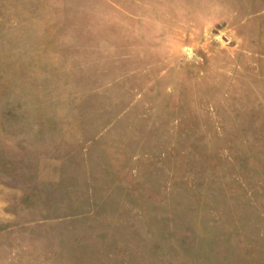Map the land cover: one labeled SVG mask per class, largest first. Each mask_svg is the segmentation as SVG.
I'll list each match as a JSON object with an SVG mask.
<instances>
[{"label": "rangeland", "instance_id": "374dc122", "mask_svg": "<svg viewBox=\"0 0 264 264\" xmlns=\"http://www.w3.org/2000/svg\"><path fill=\"white\" fill-rule=\"evenodd\" d=\"M0 264H264V0H0Z\"/></svg>", "mask_w": 264, "mask_h": 264}]
</instances>
